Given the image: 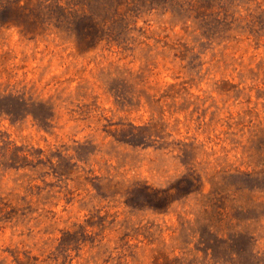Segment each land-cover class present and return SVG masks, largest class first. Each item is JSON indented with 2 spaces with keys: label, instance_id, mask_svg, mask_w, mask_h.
<instances>
[{
  "label": "rangeland",
  "instance_id": "obj_1",
  "mask_svg": "<svg viewBox=\"0 0 264 264\" xmlns=\"http://www.w3.org/2000/svg\"><path fill=\"white\" fill-rule=\"evenodd\" d=\"M0 264H264V0H0Z\"/></svg>",
  "mask_w": 264,
  "mask_h": 264
}]
</instances>
